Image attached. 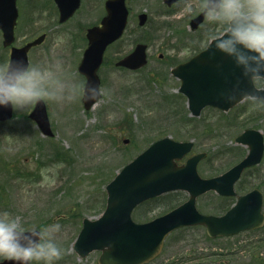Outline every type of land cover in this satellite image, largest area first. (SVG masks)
Returning <instances> with one entry per match:
<instances>
[{"label":"rangeland","instance_id":"rangeland-1","mask_svg":"<svg viewBox=\"0 0 264 264\" xmlns=\"http://www.w3.org/2000/svg\"><path fill=\"white\" fill-rule=\"evenodd\" d=\"M185 4L192 5L191 13L184 11ZM103 6L104 0H84L80 13L61 25L53 0H20L15 45L46 34L44 44L30 54L31 65L55 70L59 61L57 75L64 82L83 83L76 57H81L85 47L87 29L100 22ZM129 7L126 35L110 49L100 72L105 94L90 112H85L81 99L46 101L53 138L43 136L29 119L33 106L0 123V214L20 217L27 230L59 223L54 240L64 255L53 264H97L100 252L82 259L74 251L82 222L102 215L107 185L153 142L168 135L179 141L193 140L196 153H208L199 167L207 178L224 173L247 155L248 148L235 142L244 130L256 128L264 135V110L250 111L247 104H240L226 113L206 108L195 118L179 92L181 83L171 69L205 49L210 33L222 31L208 21L196 32L191 30V19L200 12L199 0L181 1L168 9V17L161 0H131ZM142 12L149 15L144 27L137 18ZM135 42L150 44L149 65L136 73L117 69L115 63ZM2 43L0 32V65L9 62L10 56ZM161 54L166 56L163 61ZM238 188L244 193L261 188L264 194V159L244 175ZM233 203L234 199L210 193L200 198L198 209L221 214ZM165 211L160 206L149 218ZM251 242H257L252 250L247 247ZM253 254L254 264H264V231L210 240L198 227L170 236L159 262L251 264Z\"/></svg>","mask_w":264,"mask_h":264},{"label":"water","instance_id":"water-1","mask_svg":"<svg viewBox=\"0 0 264 264\" xmlns=\"http://www.w3.org/2000/svg\"><path fill=\"white\" fill-rule=\"evenodd\" d=\"M61 12L60 21L69 19L80 6V0H55ZM172 5L178 0H165ZM17 0H0V29L4 33V46L14 42V29L18 18ZM108 15L102 27L89 30L90 47L84 55L80 72L86 76L87 84L100 86L98 69L106 48L124 33L128 22L126 0H109ZM204 20L202 14L193 21V28ZM146 22V15L140 17V24ZM43 41V37L21 49H13L11 61L28 65V50ZM146 46L138 45L135 51L118 63V66L139 69L145 66ZM241 69L236 68L231 58L217 51L211 45L190 62L177 67L173 74L182 81L181 92L189 99V108L194 116H200L207 106L228 111L236 104L226 102L225 97L240 78ZM241 87H247L243 83ZM97 101H85L89 110ZM13 118L11 108H0V121ZM46 136H53L44 102L38 103L31 113ZM258 130H246L237 139L248 145L250 154L237 166L221 176L203 179L197 165L204 155L188 160L185 166H178L193 147L192 143H178L165 138L153 144L143 154L128 164L108 185L107 207L101 218L84 220L83 229L75 244L81 257L93 251H102L99 264H145L162 250L166 237L174 230L205 226L211 238L228 237L242 231L255 230L264 226L263 195L254 190L239 196L236 205L223 216L201 214L196 207L197 198L209 191L222 196H235V184L246 168L260 163L264 152V139ZM184 190L190 199L171 212L145 224L132 219L134 209L145 201L165 193ZM0 264H15L6 261Z\"/></svg>","mask_w":264,"mask_h":264},{"label":"clouds","instance_id":"clouds-1","mask_svg":"<svg viewBox=\"0 0 264 264\" xmlns=\"http://www.w3.org/2000/svg\"><path fill=\"white\" fill-rule=\"evenodd\" d=\"M199 8L210 24L222 27L210 33V45L231 58L241 69L240 78L225 97L230 104H247L250 111L264 110V0H199ZM191 4L184 11L191 13ZM55 70L9 61L0 65V108L12 111L46 101H98L105 90L87 83H66ZM243 83L247 87H241ZM56 223L43 229L27 230L21 218L0 214V259L15 264H53L64 255L55 243L60 230Z\"/></svg>","mask_w":264,"mask_h":264},{"label":"flooded vegetation","instance_id":"flooded-vegetation-1","mask_svg":"<svg viewBox=\"0 0 264 264\" xmlns=\"http://www.w3.org/2000/svg\"><path fill=\"white\" fill-rule=\"evenodd\" d=\"M83 1L84 0H82V4H83ZM108 0H104V6H103V10H104V14L102 15V17H101V20H100V22L99 23H97V24H95V25H93V26H91V27H89L88 29H87V32H88V30L90 29V28H92V27H94V26H98V25H101V23H102V21H103V19L105 18V16L107 15V11H106V2H107ZM130 1L131 0H127V6H128V9H129V13H130V16H131V10H130V7H129V3H130ZM181 1H183V0H180L178 3H176L175 5H172L171 7L170 6H168V2H166L165 0H161V2H162V4H163V8H164V11H165V17H168V9L170 10V9H173L177 4H179ZM40 5H42L41 3H39ZM39 4H37V5H39ZM82 4H81V7H80V9L76 12V14L70 19V20H68V21H66L65 23H63V24H61V25H65V24H68L69 22H71L76 16H77V14H79L80 13V11H81V9H82ZM54 5H55V8H56V10H57V15H58V21H59V17H60V12H59V9H58V7H57V5L54 3ZM143 13H145V14H147L146 12H142V13H140V14H138V16H137V18H138V23H139V19H140V16L143 14ZM202 12L200 11L199 12V14H201ZM199 14H197L195 17H197ZM194 17V18H195ZM194 18H192L191 19V21H190V23L192 22V20L194 19ZM130 19V18H129ZM148 20H149V15L147 14V19H146V22H148ZM60 24V23H59ZM87 32H86V35H85V42H86V44H85V47H84V45H83V48L81 49L82 51H81V57H79L78 59H77V57H76V63H77V66H76V68H77V73H78V75L82 78V80H83V83H86V78L80 73V70H79V68H80V65H81V63H82V60H83V56H84V53H85V51L87 50V48L89 47V41H88V38H87ZM44 36V40H43V42L40 44V45H38V46H36V47H33L31 50H30V52H29V65H31V55L30 54H32V52L34 51V50H36L38 47H40L41 45H43L44 44V42L46 41V39H47V35L46 34H41L40 36ZM125 37V36H124ZM123 37V38H124ZM38 38V37H37ZM123 38L122 39H120L119 41H116L115 43H113V44H111L109 47H108V49H107V51H106V54H105V57H104V62H103V64H102V66L100 67V70H99V75H100V72H101V70L104 68V66L106 65V62H107V57H108V54H109V51H110V49H112L114 46H116L117 44H119L122 40H123ZM36 39V38H35ZM35 39H33V40H35ZM33 40H29L28 42H26L25 44H28V43H30V42H32ZM72 41L73 42H78V40H76L75 41V39L74 38H72ZM81 41V40H80ZM79 41V42H80ZM135 43H137L135 46H134V48L139 44V43H145V42H135ZM24 44V45H25ZM146 45H147V47H148V51H149V49L151 48L150 47V44H148V43H145ZM23 46V45H22ZM134 48L128 53V54H130L133 50H134ZM127 54V55H128ZM126 56V55H125ZM125 56H123V57H125ZM123 57H121L118 61H120ZM164 58H166V56L164 55V54H161L160 55V59L163 61L164 60ZM192 58V57H191ZM190 58V59H191ZM190 59H188V60H186V61H184V62H182V63H186L187 61H189ZM118 61L115 63V67L117 68V69H123V70H126V69H124V68H120V67H118L117 66V64H118ZM182 63H179L178 65H180V64H182ZM148 65H149V62H148ZM177 65V66H178ZM172 70V69H171ZM134 72V71H133ZM84 78V79H83ZM100 79H101V87L103 88V86H104V83H103V80H102V78H101V75H100ZM102 99V98H101ZM84 100L83 99H81V102H83ZM205 161V160H204ZM204 161H202V162H204ZM201 162V163H202ZM200 163V164H201ZM255 168V167H254ZM254 168H250V169H248L247 171H246V173H248V171H250V170H252V169H254ZM245 173V174H246ZM244 174V175H245ZM244 177V176H243ZM243 179V178H242ZM242 179L240 180V182L242 181ZM238 187V186H237ZM239 190V189H238ZM239 192L240 193H244V190L243 189H241V190H239ZM217 198H218V195H217ZM209 214H211V213H209ZM0 261H4L3 259H0ZM153 264H163V262L162 261H156L155 263H153ZM168 264H175L174 262H169L168 261ZM177 264V263H176Z\"/></svg>","mask_w":264,"mask_h":264},{"label":"trees","instance_id":"trees-1","mask_svg":"<svg viewBox=\"0 0 264 264\" xmlns=\"http://www.w3.org/2000/svg\"><path fill=\"white\" fill-rule=\"evenodd\" d=\"M166 198H169V199H171V202H170V204H169V206H168V203L166 204V206L165 205H163L162 203H159V201H161V200H163V202L165 201V199ZM173 201V202H172ZM176 201H178V198L176 199V198H172V197H170V196H163V197H161V198H157V199H153V200H151V201H148V202H146L144 205H142V207H139V209H146V211H149V212H154V211H156V210H158L159 209V207L160 206H163V208L165 209V210H168L169 208H174V207H176L179 203V201L178 202H176ZM255 257L256 256H253V258H251V264H254L255 263Z\"/></svg>","mask_w":264,"mask_h":264}]
</instances>
